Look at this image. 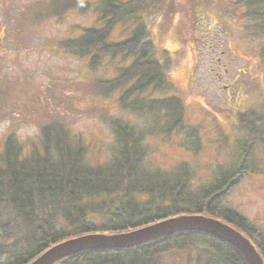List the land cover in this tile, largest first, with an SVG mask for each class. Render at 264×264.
Listing matches in <instances>:
<instances>
[{
	"label": "trees",
	"instance_id": "obj_1",
	"mask_svg": "<svg viewBox=\"0 0 264 264\" xmlns=\"http://www.w3.org/2000/svg\"><path fill=\"white\" fill-rule=\"evenodd\" d=\"M58 1L53 0L48 11L91 10L96 23L60 40L58 52L84 59L91 69H102L106 74L97 79L99 93L108 96L119 90L120 108L148 125L139 128L125 117H111L107 123L112 147L104 160L94 162L88 158L82 135L50 113L44 122L34 121L37 133L27 142L9 132L0 147V264H27L48 246L71 236L126 231L179 214H203L229 223L250 239L264 262V234L242 212L222 204L253 164L255 143L264 147V109L239 108L245 100L257 104L255 98L262 104L263 87H255L252 93L243 89L247 94L236 104L244 111L236 115L238 124L247 132L238 160L212 172L210 181L193 186L189 180L195 172L186 162L168 168L159 165L149 158L145 141L154 135L198 136L197 128L185 122L181 97L153 93L171 87L148 30L150 19L168 5L162 7V0H62L59 8ZM191 4L195 24L208 19L230 38L264 37V0H190ZM181 17L175 32L184 37L183 12ZM116 26L125 33L121 39L111 38ZM256 62L264 67V43L258 46ZM13 88L0 82V99ZM4 100L7 105L4 97L0 108ZM182 145L193 153L200 148L198 143ZM166 254L177 258L162 262ZM54 264L245 262L229 243L202 232L183 231L130 247L82 250Z\"/></svg>",
	"mask_w": 264,
	"mask_h": 264
},
{
	"label": "rangeland",
	"instance_id": "obj_2",
	"mask_svg": "<svg viewBox=\"0 0 264 264\" xmlns=\"http://www.w3.org/2000/svg\"><path fill=\"white\" fill-rule=\"evenodd\" d=\"M60 1L56 7L61 8ZM161 4L168 6L150 20L148 30L155 57L165 66V77L171 84L164 94L184 99L185 122L197 128L198 136L154 135L145 141L149 158L159 165L168 168L186 162L195 172L189 181L196 186L210 181L212 172L238 160L237 151L247 137L236 118L244 112L239 108L249 112V106L264 109V102L260 104L256 98L255 105L250 104L252 99L236 105L247 94L241 92L243 89L250 88L252 93L262 86L264 90V67L256 62L264 37L244 39L245 35L237 34L231 41L220 25L210 26L209 31L208 26L200 30L192 27L196 13L190 0H162ZM50 6L53 0H0V82L2 87L4 83L14 87L0 99H7V105L4 100L0 108V146L9 132L27 142L37 133L34 121L44 122L50 113L82 135L90 161L104 160L112 147L107 120L125 117L139 128L148 124L120 108L119 90L108 96L99 93L97 79L103 80L106 74L102 69H91L84 59L56 49L60 40L75 36L83 26H95V14L76 9L60 14L48 11ZM182 12L186 34L192 27L188 39L185 33L183 37L175 32ZM124 35L116 26L111 38ZM182 143H198L200 148L193 153ZM252 156L255 163L222 204L242 212L264 234V147L260 143H255ZM195 243L202 245L203 241ZM173 257L163 255L162 262L170 263Z\"/></svg>",
	"mask_w": 264,
	"mask_h": 264
},
{
	"label": "water",
	"instance_id": "obj_3",
	"mask_svg": "<svg viewBox=\"0 0 264 264\" xmlns=\"http://www.w3.org/2000/svg\"><path fill=\"white\" fill-rule=\"evenodd\" d=\"M184 230H199L217 236L233 245L241 253L246 264H263L253 244L238 230L222 221L203 215H179L121 233L80 235L49 247L29 264H52L75 251L126 247Z\"/></svg>",
	"mask_w": 264,
	"mask_h": 264
}]
</instances>
